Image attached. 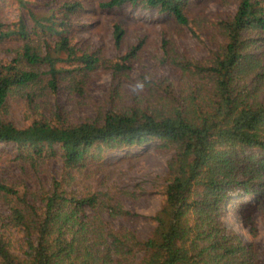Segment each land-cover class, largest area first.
<instances>
[{"label": "trees", "instance_id": "obj_1", "mask_svg": "<svg viewBox=\"0 0 264 264\" xmlns=\"http://www.w3.org/2000/svg\"><path fill=\"white\" fill-rule=\"evenodd\" d=\"M190 2L99 4L104 10L157 11L197 36L213 28L223 43L205 61L179 57L164 43L179 77L166 88L153 87L162 91L155 103L72 124L44 117L19 127L9 118V102L16 96L35 100L46 82L43 87L57 92L62 81L78 83L104 66L128 79L137 49L111 61L78 48L71 20L79 1L64 2L42 18L30 11V28L24 20L15 29L0 25V42L23 41L12 63H0V144L12 147L17 170L0 174V264H264V249L244 241L224 217L234 198L260 195L264 201V51L258 52L264 47V0H237L234 15L220 21L190 18ZM125 32L115 23L117 48ZM153 140L173 155L154 227L141 237L114 222L136 217L120 195L104 183L77 184L87 164ZM248 150H258V163ZM243 153L248 168L241 165Z\"/></svg>", "mask_w": 264, "mask_h": 264}, {"label": "rangeland", "instance_id": "obj_2", "mask_svg": "<svg viewBox=\"0 0 264 264\" xmlns=\"http://www.w3.org/2000/svg\"><path fill=\"white\" fill-rule=\"evenodd\" d=\"M24 1L25 6L19 0H0V25L3 29H15L20 20H24L30 28V11L42 18L49 16L53 9L59 10L64 2L79 1L82 7L71 20L73 43L78 48L99 53L111 61H118L134 48L137 50L129 64L128 79L125 76L120 79L113 70L104 66L83 76L78 83L75 80L62 81L57 92L43 87L47 82L42 83L38 87L41 92L33 101L21 96L11 98L9 118L19 127L44 117L54 122L72 124L101 117L110 109L145 108L162 95L161 90L155 91L153 87L166 88L179 77L177 69L166 59L164 43L173 48L177 56L196 61L209 59L223 43L222 37L213 28L199 31L197 36L189 27H182L174 19L157 11L138 10L132 6L104 10L99 4L107 0ZM237 7V0H191L187 13L190 18L204 15L211 21H220L233 16ZM115 23H121L126 31L123 43L118 48L114 39ZM22 45L23 41L15 37L0 42V63H12ZM262 51L264 47L258 50ZM61 66L69 67L66 64ZM259 99H264V86ZM158 144L159 141L153 140L144 146L108 153L103 161L87 164L77 184L79 188H86L104 183L106 188L110 187L116 195H120L125 207L136 217L114 222L118 227L131 229L141 237L148 236L154 227L152 218L164 201L168 161L173 155V151L160 150ZM257 151H247L257 157L256 163L260 160ZM14 154L11 146L0 144V174L5 177L17 173L12 160ZM244 156V153L240 155L241 165L246 167L249 161H245ZM250 206H253L251 210ZM224 217L226 224L240 233L244 241L257 244L259 250L264 249L262 196L258 195L256 199L246 196L234 198L225 208Z\"/></svg>", "mask_w": 264, "mask_h": 264}]
</instances>
